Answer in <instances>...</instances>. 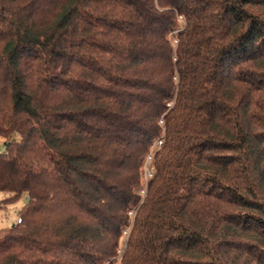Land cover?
Segmentation results:
<instances>
[{
    "label": "trees",
    "instance_id": "1",
    "mask_svg": "<svg viewBox=\"0 0 264 264\" xmlns=\"http://www.w3.org/2000/svg\"><path fill=\"white\" fill-rule=\"evenodd\" d=\"M0 137V264H264V0H0Z\"/></svg>",
    "mask_w": 264,
    "mask_h": 264
},
{
    "label": "rangeland",
    "instance_id": "2",
    "mask_svg": "<svg viewBox=\"0 0 264 264\" xmlns=\"http://www.w3.org/2000/svg\"><path fill=\"white\" fill-rule=\"evenodd\" d=\"M174 42L175 41L172 40V43H174ZM13 135H15L18 138V136L16 134H13ZM4 141H5V138L0 137V149H3ZM150 159H151V154L146 158L144 165H143L144 180L146 179V177L149 176L150 166H149L148 162ZM144 193H145L144 191H141L142 195H144ZM5 195H6L5 193L0 192V199L5 197ZM25 200H26V196H25V194H23L17 201H15L13 203L6 204L5 207L3 209H1V211H0V229L4 228V227L11 226L12 224H14L16 222L18 210L25 203ZM123 247H124V245L122 246V248Z\"/></svg>",
    "mask_w": 264,
    "mask_h": 264
},
{
    "label": "built area",
    "instance_id": "3",
    "mask_svg": "<svg viewBox=\"0 0 264 264\" xmlns=\"http://www.w3.org/2000/svg\"><path fill=\"white\" fill-rule=\"evenodd\" d=\"M149 173H150V172H149ZM149 175H150V174H149ZM16 221H17V222H19V221H20V218H19V217H17V218H16Z\"/></svg>",
    "mask_w": 264,
    "mask_h": 264
}]
</instances>
